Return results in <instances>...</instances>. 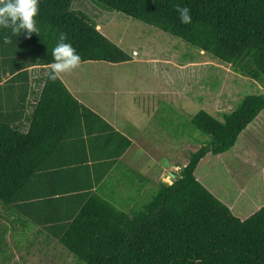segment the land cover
<instances>
[{
  "label": "trees",
  "instance_id": "1",
  "mask_svg": "<svg viewBox=\"0 0 264 264\" xmlns=\"http://www.w3.org/2000/svg\"><path fill=\"white\" fill-rule=\"evenodd\" d=\"M73 1L39 0V32L30 39L0 29L1 263L12 259L6 235L20 226L58 240L84 264H264V205L239 215L197 174L209 155L221 158L235 150L264 111V94L246 96L222 114L223 120L200 111L193 125L211 142L191 154L172 185L161 181L149 204L119 209L102 188L133 142L82 105L60 77L51 81L48 66L61 35L81 56V64L131 58L97 24L73 11ZM92 1L264 82V0ZM177 6L190 9V24L181 22ZM39 69L46 71L43 79L34 78ZM90 119L97 125L85 132ZM78 129L81 136L72 134ZM85 136L108 138L106 157L97 159ZM74 151L87 162L85 179L77 175L83 169L80 161L68 160ZM89 155L96 159L94 166L88 165ZM96 161L107 168L101 174Z\"/></svg>",
  "mask_w": 264,
  "mask_h": 264
},
{
  "label": "rangeland",
  "instance_id": "2",
  "mask_svg": "<svg viewBox=\"0 0 264 264\" xmlns=\"http://www.w3.org/2000/svg\"><path fill=\"white\" fill-rule=\"evenodd\" d=\"M72 10L97 24L108 40L134 60L117 68L89 62L75 69L82 70L83 78H91L88 89L95 94V105L103 103L100 99L111 105L112 84L119 85L117 119L127 124L126 133L136 141L102 190L119 209H140L150 203L161 181L172 185L191 154L211 142L210 136L196 130L194 117L204 110L223 120L222 114L238 107L246 96L264 94V82L239 75L183 41L92 0H74ZM101 80H108L105 87ZM230 153L221 158L209 155L197 174L218 199L246 215L264 205V111ZM5 228L6 222L1 230ZM39 232L11 227L6 239L12 259L5 264H84L58 240Z\"/></svg>",
  "mask_w": 264,
  "mask_h": 264
},
{
  "label": "crops",
  "instance_id": "3",
  "mask_svg": "<svg viewBox=\"0 0 264 264\" xmlns=\"http://www.w3.org/2000/svg\"><path fill=\"white\" fill-rule=\"evenodd\" d=\"M105 35V33H104ZM136 51H134L135 53ZM134 61L133 58L130 60V61H127V62H124V63H128V62H132ZM137 63H140L138 60H136ZM146 63V62H145ZM149 63V62H148ZM85 64H88V63H85ZM110 64V63H108ZM119 64H123V63H117V64H110V66H112V68H117L115 67V65H119ZM141 64V63H140ZM147 64V63H146ZM82 65V64H80ZM144 66L146 67V65L144 64ZM153 68V67H151ZM50 69V68H49ZM148 69V68H147ZM40 71L38 72L37 75H45L46 74V71H44L43 69H39ZM89 74H91L90 72H88ZM35 75V76H37ZM63 82L65 83L66 87L68 88V90L71 92V94L82 104L84 105L86 108H88L89 110L93 111L94 113H96L97 115H99L105 122H107L109 125H111L117 132H120L122 135L128 137L132 142H133V145L132 147L134 146V143H135V138H133V136H131V134H128L126 133V131L129 129V127L127 126V124H123V123H120L119 120L117 118H119L117 116V113H118V103L115 99V96H117V90L119 88V85H116V84H112V94L110 95V98L108 99L109 102H111V105L107 104L104 101H102L103 99H100L101 102H103L101 105L100 104H94V92H92L91 89H88V87L90 86V80L91 78H83L82 77V70L81 69H78L77 72H76V69H73L72 71L70 72H67V73H62L60 74L59 76ZM108 80H101V87H105V82H107ZM115 82H119V81H115ZM42 84L43 82H41V87H40V90L42 89ZM39 89V88H38ZM114 91V92H113ZM35 92L38 93L37 89H35ZM105 89L101 91V94L103 95L105 93ZM118 92H123L122 90H119ZM34 95H31L30 96V100H32L34 97ZM89 98L92 100V103L90 104L88 101H89ZM97 120H94V119H90L88 124L89 126H87V129H84L83 131L87 132V131H93V129H95V125L93 126L92 123L96 124ZM24 123H28L27 120L24 121ZM82 130H79L78 131H72V134L74 135H79L81 136V133L83 132ZM129 131V130H128ZM85 136L84 139L87 140L89 139L90 140V136L89 138H87ZM89 147L93 150V154L94 156L98 159V158H101V157H106V152H107V146H108V143H109V139L106 138V137H99L97 138L96 136H94L93 138H91V140L89 141ZM137 145V144H136ZM131 147V148H132ZM69 148L66 147L65 148V151L68 150ZM70 153V152H68ZM91 153V155H93ZM128 153V152H127ZM127 153L122 157L120 158V160H118L119 162H123L124 160H126L125 158L127 157ZM82 154H78L77 152H72V155L71 156H67L68 157V160H72V161H76V160H79L80 161V164L78 163V165H80L79 167L80 168H83V169H80L78 170L77 172V175L79 176H82L81 179H85L87 178V170H85L84 166L83 165H86L87 162H81L83 157L84 156H81ZM89 158L90 160L88 161V165L89 166H94V161L96 159H92L89 155ZM97 162V161H96ZM119 162H116V165H114L113 167V170L110 172L109 176L106 178V182L108 181V179L110 178L111 176V173L117 169V164ZM98 167L96 168V170L98 172H100V174L103 172L104 169H107L105 165L103 164H100L99 162H97ZM78 176V177H79ZM106 185V183H105Z\"/></svg>",
  "mask_w": 264,
  "mask_h": 264
},
{
  "label": "clouds",
  "instance_id": "4",
  "mask_svg": "<svg viewBox=\"0 0 264 264\" xmlns=\"http://www.w3.org/2000/svg\"><path fill=\"white\" fill-rule=\"evenodd\" d=\"M176 12L183 24L192 22L189 8L177 6ZM38 15L39 0H0V29L10 30L13 36L26 34V38L30 39L33 33L38 34ZM4 43H10V40L5 38ZM52 56L53 62L48 66V78L51 81L77 68L82 62L81 56L71 43L65 42L63 35L53 48Z\"/></svg>",
  "mask_w": 264,
  "mask_h": 264
}]
</instances>
